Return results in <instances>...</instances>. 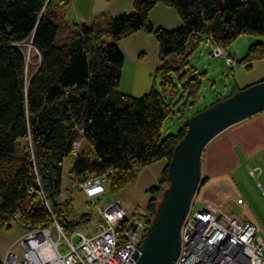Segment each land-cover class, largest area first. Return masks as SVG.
I'll list each match as a JSON object with an SVG mask.
<instances>
[{
    "label": "trees",
    "instance_id": "obj_1",
    "mask_svg": "<svg viewBox=\"0 0 264 264\" xmlns=\"http://www.w3.org/2000/svg\"><path fill=\"white\" fill-rule=\"evenodd\" d=\"M159 3L176 10L180 27L154 26L150 12ZM52 8V0H0V230L11 227L16 212L23 220L45 226L57 220L78 229L85 223L71 219L68 203L58 200L64 163L80 135L88 150L75 158L73 176L83 181L89 172L114 170L106 185L111 193L134 181L144 167L167 161L161 179L148 190L145 207L153 216L169 185L168 164L189 117L176 134L163 137V126L177 107L182 106L178 111L184 115L201 94L194 69L185 71L189 54L205 39L226 50L242 33L263 37L264 0H135L131 12L83 25L61 45V24ZM138 31L153 35L158 43V72L166 88L134 96L121 90L125 55L117 40ZM26 42L40 54L31 76ZM172 55L183 56V61L170 64ZM260 59L261 41L251 45L238 64L251 67ZM179 86L182 93L175 101L167 88L172 93ZM22 140L31 146L24 154L19 153Z\"/></svg>",
    "mask_w": 264,
    "mask_h": 264
},
{
    "label": "built area",
    "instance_id": "obj_2",
    "mask_svg": "<svg viewBox=\"0 0 264 264\" xmlns=\"http://www.w3.org/2000/svg\"><path fill=\"white\" fill-rule=\"evenodd\" d=\"M221 55L232 66V58L221 47L215 46L209 57ZM72 153L77 157L83 152L75 154L73 147ZM114 174V170L101 175L89 172L83 181L73 176L75 190L84 193L100 216L96 234L88 236L57 220L50 226L33 224L16 212L10 225L16 224L24 233L0 257V264H134V254L154 215L145 206L130 212L124 195L106 200V185ZM250 174L257 177L254 169ZM236 203L246 206L243 197ZM175 264H264V236L256 223L231 215L225 208L193 202L182 226V248Z\"/></svg>",
    "mask_w": 264,
    "mask_h": 264
},
{
    "label": "crops",
    "instance_id": "obj_3",
    "mask_svg": "<svg viewBox=\"0 0 264 264\" xmlns=\"http://www.w3.org/2000/svg\"><path fill=\"white\" fill-rule=\"evenodd\" d=\"M52 2L55 19L61 24L57 37V43L61 45L83 25H92L100 21L101 17H117L131 12L135 0H52ZM150 19L154 26L168 30L176 29L182 24L176 10L162 3L151 10ZM108 41L114 40L109 38ZM210 42L214 48V43ZM261 42L264 44V36ZM117 44L125 55L121 90L134 96L145 94L152 86L153 75L158 74L161 66L156 39L151 34L138 31L119 38ZM232 66L233 82L227 93L219 94L217 99L210 101L211 104L239 89L264 80V59L255 61L251 67L241 64L236 68ZM141 82H144L143 86H140ZM191 108L195 109L196 104ZM208 145H211L208 150L210 153L204 151L206 156H203L202 168L203 174L205 173L207 177L224 176L235 182L241 170L246 169L250 173V169H254L256 178L262 176L264 180V112L230 126ZM153 164L144 168L137 182L126 193L128 202L132 205L146 206L150 197L147 190L157 184L159 170L163 168L161 165L157 170ZM238 196L243 197L245 202L248 201L244 195Z\"/></svg>",
    "mask_w": 264,
    "mask_h": 264
},
{
    "label": "rangeland",
    "instance_id": "obj_4",
    "mask_svg": "<svg viewBox=\"0 0 264 264\" xmlns=\"http://www.w3.org/2000/svg\"><path fill=\"white\" fill-rule=\"evenodd\" d=\"M261 38L262 37L253 33H242L230 46L226 48L227 55L234 59V64H232L234 65V68L239 65L238 61L248 53V50L251 45L260 42ZM212 47V43L209 40L205 39L201 42V44H199V46L194 51L189 54V64L187 65V67H185V71H188L190 68H193L194 74L198 75V78L202 84L200 91L201 98H198V100L196 101V108H187L185 110L184 115H182V113L178 111V108H182V106L176 108L174 115L168 118L163 126L161 132L163 137L168 134H176L187 116L190 118L197 109L202 110V108H204L206 105H210V101L212 99H217L219 94L223 95L227 93L228 88L233 82L231 66H229L226 60L227 56L221 55L209 57V54L213 49ZM23 48L27 56L28 72L31 76L36 71L38 64L40 63V54L32 46L31 42L24 43ZM30 49L32 50L31 56ZM190 50L191 43L188 45L186 52L188 53L190 52ZM173 56L174 57L170 56L168 58L170 64L176 61H183V56ZM151 84L152 86H150V88L147 90L148 92L151 91L154 87L159 91H162L166 88L163 85V75L161 72H158L156 76L153 75ZM143 85L144 82H141L140 86ZM170 91L171 89L167 88L168 96L175 97V101L177 99L179 100L182 93L180 86L177 87L176 92L172 91V93H170ZM210 146L211 145H207L204 151L210 153V151H208L210 150ZM28 147L30 150L31 146L29 141L22 140L21 146L19 148V153H26ZM74 148L75 154L77 152H83L84 150H88V144L85 142L82 135H80L77 139V143L75 144ZM203 154V156H206L205 153ZM75 158L76 157L74 153H72L71 158L64 163L62 175V194L58 198V200L63 203H68L67 208L69 210L68 213L71 219L82 218L85 223L81 224L78 229L84 234L91 236L98 232L97 227L100 221V216L96 211V206L92 203L87 202L84 193L75 190L76 183L73 179L72 173ZM166 164V160H159L153 164V167H156V169L159 166L163 165V168H161L160 170L157 169L160 173L157 183L163 175V171ZM144 168L141 170V172L144 170ZM141 172L139 173V175L141 174ZM139 175L134 181H132L123 189L118 190L114 193L108 192L105 196L106 200H111V198L124 195L127 198L126 207L129 209L130 212L141 207L140 205H132L131 203H129L128 194H126L128 193L129 188H131V186L135 184V182H137ZM203 177L206 178L205 182L203 183L200 190L193 199L195 206L196 204H215L220 208H225L231 215H235L238 218L250 220L256 223L259 228V234L264 236V180L262 176L256 178L252 174H250L246 169H243L240 173H238V178L235 179V182H233L231 179L225 178L224 176L207 177L205 173L203 174ZM259 182L261 184H259ZM167 186L168 184L165 185V187ZM147 193L148 196H150L148 190ZM162 193L163 191L161 192L156 202L157 204L162 198ZM238 194L244 195L248 200L246 202L247 205L245 207L240 206L236 203V200L240 197L238 196ZM88 213H90V215H87ZM23 233L24 229L17 226L16 224H12L10 228H3L0 230L1 258L4 257L8 248L12 244H14V242H16Z\"/></svg>",
    "mask_w": 264,
    "mask_h": 264
},
{
    "label": "water",
    "instance_id": "obj_5",
    "mask_svg": "<svg viewBox=\"0 0 264 264\" xmlns=\"http://www.w3.org/2000/svg\"><path fill=\"white\" fill-rule=\"evenodd\" d=\"M261 112H264V80L218 100L189 118L187 131L168 164L169 185L139 251L134 254V264H175L182 248V226L202 184L205 148L230 126Z\"/></svg>",
    "mask_w": 264,
    "mask_h": 264
},
{
    "label": "bare ground",
    "instance_id": "obj_6",
    "mask_svg": "<svg viewBox=\"0 0 264 264\" xmlns=\"http://www.w3.org/2000/svg\"><path fill=\"white\" fill-rule=\"evenodd\" d=\"M31 54H32V50L30 49V56H31Z\"/></svg>",
    "mask_w": 264,
    "mask_h": 264
}]
</instances>
